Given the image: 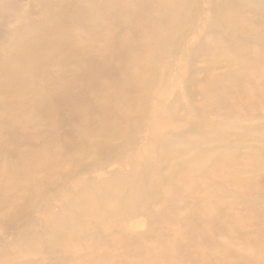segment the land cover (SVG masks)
<instances>
[{"label":"bare ground","instance_id":"1","mask_svg":"<svg viewBox=\"0 0 264 264\" xmlns=\"http://www.w3.org/2000/svg\"><path fill=\"white\" fill-rule=\"evenodd\" d=\"M197 1L28 0L27 11L9 16L8 10L17 2L7 0L0 28L3 204L26 195L32 200L42 192V184L28 181L46 169L54 171L52 175L63 170L59 146L73 150L76 159L105 154L110 161L120 162L130 153L137 130L148 122L142 107L155 83L162 80L160 64L169 51L174 53L185 43ZM210 31L196 49L206 56L205 75L198 76L204 98L198 107L200 118L188 119L192 125L188 130L165 133L158 154L168 171L161 178L175 194L169 199L171 208L158 219L153 217V222L176 227L155 240L151 250L126 233L121 241L123 254L104 244L95 264H182L184 260L206 264L202 247L209 250L208 264H230L229 256L242 259V264H264V231L259 229L254 244L247 245L253 235L243 233L237 220V212L247 209L259 215L264 206V123L259 122L264 120V0H224ZM79 83L91 89L78 90ZM81 98L87 102L77 106ZM95 111L100 113L99 121L92 119ZM65 125L76 131L75 140L64 143L57 138ZM50 135L55 139L49 140ZM36 139L44 141L39 150L34 148ZM116 139L120 144L114 143ZM23 142L33 150L16 157ZM77 143L84 145L77 147ZM116 149L118 156L112 153ZM259 173L262 183L256 181ZM149 182L147 178L137 181L122 198L123 207L115 209L113 224L119 221L126 226L128 217L151 213L160 203L152 200ZM182 210L185 216L173 223ZM18 222L9 218L6 228L15 230ZM258 225L264 227V218ZM219 232L229 235L227 242L212 240ZM150 234L145 238L149 240ZM81 260H64V264H85ZM57 264H63V259Z\"/></svg>","mask_w":264,"mask_h":264},{"label":"rangeland","instance_id":"2","mask_svg":"<svg viewBox=\"0 0 264 264\" xmlns=\"http://www.w3.org/2000/svg\"><path fill=\"white\" fill-rule=\"evenodd\" d=\"M14 1L17 4L8 10L9 16H19L21 12L28 10V0ZM223 1H197L196 18L186 34L185 43L174 53L169 51L166 62L160 64L162 80L159 79L158 85L155 83L148 101H145L142 107L144 108L142 114L147 117L148 122L143 123L137 130L135 139L137 142L130 144L129 154L121 158L120 162L110 161L105 154L99 158L88 156L85 159H76L73 150L70 149L71 152L65 146H59V153L63 154V170L52 175L54 171L46 169L43 174L28 181L31 185L42 184V192L39 195L32 200L30 195H26L23 199L18 198L6 204L0 200V264L29 261L33 264H57L60 259H63L64 264L67 262L64 260L77 262L76 260L80 258L85 264L90 261L93 263L97 261L98 253L104 244L109 243L111 247H115L110 249L114 253L123 254L125 249L121 246V241L127 236L126 233L138 237L139 245L141 244L145 250H151L154 248L155 240L161 238L163 234L168 236L175 229L174 225L167 226L158 221L153 222V217L158 219L163 211L171 208L172 201L169 199L175 194L169 182L161 178L168 171H164L158 161L160 143L165 139V133H181L192 127L188 119L200 118L198 107L204 102V98L198 85V76L205 75L206 56L199 55L196 49L203 39L210 35V22L216 18L217 10ZM6 2L7 0H0V28L4 25V16L7 14L3 8ZM6 37L9 38L8 35ZM118 68H121V65ZM194 71L198 75L193 74ZM77 86L78 90L88 87L83 83ZM88 88L91 89L90 86ZM78 101L77 106L87 102L83 98ZM63 106L74 107L72 102H63ZM99 114L98 111L93 112L92 119L99 121ZM259 122L263 124L264 120ZM162 123L165 127L158 130ZM70 127L65 125L63 130L57 133V138L64 143L75 140L77 135ZM144 136L148 138L145 139ZM48 138L55 139V136L50 135ZM120 142L121 140H114L115 144ZM42 145H44L42 139L35 140V150H39ZM82 145L84 144L77 143L76 146ZM29 150H33V147L23 142L17 149L16 157ZM112 153L118 156L119 150ZM6 156H8L7 160L15 161L14 156ZM69 165L71 167H67ZM44 175L48 176L45 178ZM143 178L151 182L149 188L152 192V200L160 203L150 210L151 213L138 212V215L128 217L126 226H122L119 221L113 224V216L117 214L115 209L121 210L123 207L122 198L128 196L137 185V181ZM256 181L263 182L260 173L256 176ZM10 190L13 191L12 193L15 192V188ZM111 194H114L112 199H110ZM237 214V220H241L243 225L242 232L253 235H250L251 240L245 244H254L259 229L264 231V227L259 228L261 225H258V221L264 218V206L260 208L259 215L248 213L247 209ZM102 215L104 218L100 217ZM178 215L173 217V223L185 216V210ZM8 217L15 222L19 221L15 230L6 228ZM230 218L231 216L225 215V219L230 220ZM151 231L148 240L144 235ZM228 236L219 232L213 234L211 238L223 243L227 242ZM68 247L70 250L67 249ZM201 249H205L202 253L203 261L208 264L209 250L205 247ZM220 260L226 262L223 254H220ZM227 260L230 264L243 263L242 259L235 256H229ZM182 264H198V262L184 260Z\"/></svg>","mask_w":264,"mask_h":264}]
</instances>
